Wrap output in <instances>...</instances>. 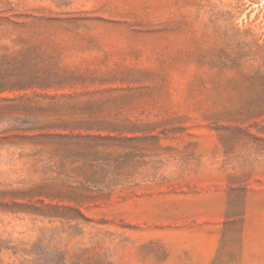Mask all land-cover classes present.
I'll list each match as a JSON object with an SVG mask.
<instances>
[{"label": "rangeland", "instance_id": "374dc122", "mask_svg": "<svg viewBox=\"0 0 264 264\" xmlns=\"http://www.w3.org/2000/svg\"><path fill=\"white\" fill-rule=\"evenodd\" d=\"M0 264H264V0H0Z\"/></svg>", "mask_w": 264, "mask_h": 264}]
</instances>
